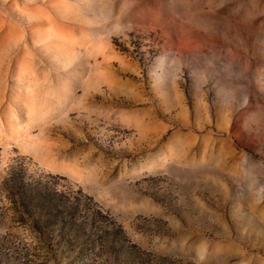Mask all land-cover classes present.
I'll return each instance as SVG.
<instances>
[{
	"label": "rangeland",
	"instance_id": "1",
	"mask_svg": "<svg viewBox=\"0 0 264 264\" xmlns=\"http://www.w3.org/2000/svg\"><path fill=\"white\" fill-rule=\"evenodd\" d=\"M0 264H264V0H0Z\"/></svg>",
	"mask_w": 264,
	"mask_h": 264
}]
</instances>
